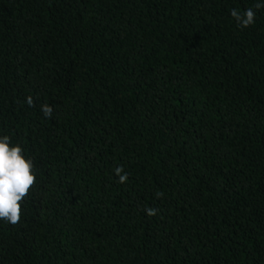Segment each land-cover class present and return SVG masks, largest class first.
I'll list each match as a JSON object with an SVG mask.
<instances>
[{
    "label": "trees",
    "instance_id": "16d2710c",
    "mask_svg": "<svg viewBox=\"0 0 264 264\" xmlns=\"http://www.w3.org/2000/svg\"><path fill=\"white\" fill-rule=\"evenodd\" d=\"M257 2L0 0V136L36 175L0 264H264Z\"/></svg>",
    "mask_w": 264,
    "mask_h": 264
},
{
    "label": "clouds",
    "instance_id": "9594fccd",
    "mask_svg": "<svg viewBox=\"0 0 264 264\" xmlns=\"http://www.w3.org/2000/svg\"><path fill=\"white\" fill-rule=\"evenodd\" d=\"M262 7L264 4L260 2L255 4L256 9ZM230 15L241 28H247L255 22L256 13L252 8H246L243 12L232 9ZM26 103L34 106L31 96L26 98ZM41 111L45 118H51L52 108L49 105H41ZM33 169L34 164L31 159L25 157L24 149L19 144H12L9 136H0V220L13 226L20 223L21 204L36 184ZM114 173L118 177V183L128 181V173L122 165L116 166ZM154 195L161 198L164 194L156 192ZM144 210L148 216H155L159 211L158 208L152 207H146Z\"/></svg>",
    "mask_w": 264,
    "mask_h": 264
}]
</instances>
